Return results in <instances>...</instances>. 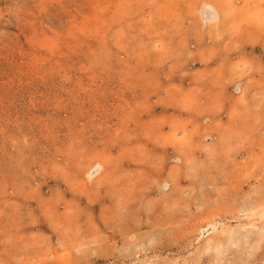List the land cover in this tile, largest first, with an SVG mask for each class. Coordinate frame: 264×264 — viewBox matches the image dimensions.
I'll list each match as a JSON object with an SVG mask.
<instances>
[{
  "label": "rangeland",
  "instance_id": "rangeland-1",
  "mask_svg": "<svg viewBox=\"0 0 264 264\" xmlns=\"http://www.w3.org/2000/svg\"><path fill=\"white\" fill-rule=\"evenodd\" d=\"M0 264H264V0H0Z\"/></svg>",
  "mask_w": 264,
  "mask_h": 264
}]
</instances>
